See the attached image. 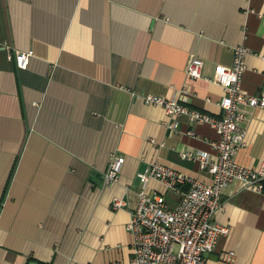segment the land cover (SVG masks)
Returning a JSON list of instances; mask_svg holds the SVG:
<instances>
[{"label":"crops","instance_id":"0c3cea01","mask_svg":"<svg viewBox=\"0 0 264 264\" xmlns=\"http://www.w3.org/2000/svg\"><path fill=\"white\" fill-rule=\"evenodd\" d=\"M248 48L241 89L264 98V0H0V264H132L127 229L139 204L138 174L159 163L212 183L194 158L220 139L210 124L180 118L170 131L163 107L176 99L220 118L218 65ZM33 52L27 69L17 53ZM192 55L203 78L187 75ZM242 166H264V108L252 112ZM113 154L125 157L106 184ZM179 196L158 181L149 192ZM126 206L114 210L113 199ZM215 219L228 226L208 264H264V194L232 182Z\"/></svg>","mask_w":264,"mask_h":264},{"label":"built area","instance_id":"2783aa9c","mask_svg":"<svg viewBox=\"0 0 264 264\" xmlns=\"http://www.w3.org/2000/svg\"><path fill=\"white\" fill-rule=\"evenodd\" d=\"M254 0H244L250 5ZM248 48L238 46L233 49V63L230 66L218 65L213 78L205 77L220 85L224 95L220 100L223 115L216 118L206 112L192 109L179 100L157 96H147V104L164 108L169 120L164 126L170 131L180 129V118L188 116L195 123L210 124L220 135L212 145L217 152L212 160L208 152L184 154V158H194L207 170L212 183L186 178L182 173L161 165L150 164L138 174L141 182L139 204L132 211L127 224L132 234V264H208V256L215 251L221 237L230 233L228 226L216 221L215 216L223 210L222 196L224 190L234 181L240 180L246 189L264 194V166L251 169L236 161L237 153L246 147L247 124L252 112L264 108V98L246 95L241 84L247 69ZM33 52L10 55L21 69H27ZM264 57V54H263ZM204 60L192 55L187 75L191 78H203ZM125 157L113 154L104 174L106 184L119 180ZM158 181L168 190L179 196L176 205L166 196L155 190L149 192L151 181ZM126 202L119 197L113 199L112 208L119 210ZM234 251L219 255L222 262H236Z\"/></svg>","mask_w":264,"mask_h":264},{"label":"water","instance_id":"95a60500","mask_svg":"<svg viewBox=\"0 0 264 264\" xmlns=\"http://www.w3.org/2000/svg\"><path fill=\"white\" fill-rule=\"evenodd\" d=\"M34 264H36V263H34Z\"/></svg>","mask_w":264,"mask_h":264}]
</instances>
